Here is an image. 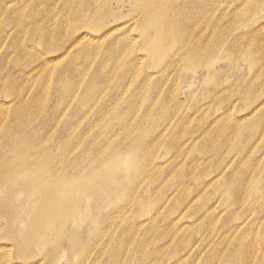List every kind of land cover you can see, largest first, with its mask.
<instances>
[{
    "label": "rangeland",
    "instance_id": "obj_1",
    "mask_svg": "<svg viewBox=\"0 0 264 264\" xmlns=\"http://www.w3.org/2000/svg\"><path fill=\"white\" fill-rule=\"evenodd\" d=\"M24 1L0 0V264H264V0Z\"/></svg>",
    "mask_w": 264,
    "mask_h": 264
},
{
    "label": "bare ground",
    "instance_id": "obj_2",
    "mask_svg": "<svg viewBox=\"0 0 264 264\" xmlns=\"http://www.w3.org/2000/svg\"><path fill=\"white\" fill-rule=\"evenodd\" d=\"M17 2H21V1H23V2H21L22 4H26V2L24 1V0H16ZM30 1V0H29ZM40 1V0H39ZM46 1V0H45ZM59 0H57V2H58ZM63 1V0H62ZM73 0H71L70 2H72ZM85 1V0H84ZM87 1V0H86ZM15 2V1H14ZM55 2V1H54ZM76 2V1H75ZM78 2V1H77ZM95 2V1H94ZM99 2V1H98ZM28 3V2H27ZM53 3V2H52ZM63 3V2H62ZM79 3V2H78ZM96 3V2H95ZM95 3H93V4H95ZM2 4H5V2L4 3H2ZM9 3H7V5H8ZM15 4H17V3H15ZM31 4V3H30ZM40 4H42V3H40ZM49 4V3H48ZM58 4V3H57ZM64 4V3H63ZM72 4V3H71ZM73 4H75V3H73ZM84 4V3H83ZM92 4V5H93ZM140 4H143V3H140ZM55 5V4H54ZM59 5V4H58ZM67 5H68V3H67ZM79 5V4H78ZM5 6V5H4ZM13 6H15V5H13ZM39 6H41V5H39ZM43 6H45V4L43 5ZM42 6V7H43ZM48 6V5H47ZM94 6V5H93ZM167 6H170V5H167ZM29 7H31L32 8V6H29ZM52 7H54V6H52ZM83 7V6H82ZM95 7V6H94ZM26 8V7H25ZM70 8V7H69ZM75 8H77V7H75ZM74 8V9H75ZM79 8V7H78ZM158 8V7H157ZM156 8V9H157ZM6 9V8H5ZM9 8H7V10H8ZM27 9V8H26ZM25 9V10H26ZM55 9V8H54ZM73 9V10H74ZM41 10H43V9H41ZM51 10V9H50ZM76 10V9H75ZM74 10V11H75ZM81 10V9H80ZM2 11V10H1ZM28 11V10H27ZM44 11V10H43ZM53 11V10H52ZM69 11V10H68ZM4 12V11H3ZM25 12V11H24ZM23 12V13H24ZM47 12V11H46ZM51 12V11H50ZM62 12V11H61ZM64 12H65V9H64ZM72 12V11H71ZM145 12H147V11H145ZM1 13V12H0ZM14 13V12H13ZM20 13H22L21 11H20ZM36 13H38L37 12V10H36ZM35 13V14H36ZM45 13V12H44ZM60 13V12H59ZM58 13V14H59ZM69 13V12H68ZM78 13V12H77ZM77 13H75V14H77ZM83 13V12H82ZM3 14V13H2ZM33 14V13H32ZM64 14V13H63ZM74 14V13H73ZM96 14L97 13H95V14H93V13H87L86 14V17L85 18H83V16H82V18L84 19V22H86V23H89V22H91L93 19L95 20V16H96ZM1 15V14H0ZM4 15H5V12H4ZM34 15V14H33ZM51 15V14H50ZM37 16V15H36ZM54 16V15H53ZM69 16V15H68ZM81 16V15H80ZM49 17V16H48ZM51 17V16H50ZM62 17V16H61ZM63 17H65V14H64V16ZM70 17V16H69ZM71 18V17H70ZM12 19H15V18H12ZM20 19V18H19ZM23 19H24V16H23ZM49 19H51V18H49ZM48 19V20H49ZM72 19V18H71ZM36 20V19H35ZM40 20H42V19H40ZM48 20H47V22H48ZM53 20V19H52ZM66 20H68V18L66 19ZM70 20V19H69ZM17 21H19V20H17ZM34 21V20H33ZM157 21V20H156ZM161 21V20H160ZM41 22V21H40ZM43 22V21H42ZM45 22H46V20H45ZM61 22V21H60ZM73 22V21H72ZM154 22V21H153ZM152 22V23H153ZM158 22V21H157ZM22 23V22H21ZM25 23V22H24ZM37 23V22H36ZM59 23V22H58ZM58 23H57V25H58ZM69 23V22H68ZM159 23V22H158ZM34 24H35V22H34ZM49 24V23H48ZM51 24H52V21H51ZM59 24H62V23H59ZM157 24V23H156ZM18 25V24H17ZM23 25V24H22ZM41 25H43V24H41ZM64 25V24H63ZM67 25H69V24H67ZM66 25V26H67ZM160 25H161V23H160ZM60 26V25H59ZM59 26H58V28H59ZM62 26V25H61ZM20 27V26H19ZM41 27V26H40ZM50 27V26H49ZM74 27V26H73ZM16 28V27H15ZM38 28V27H37ZM68 28V27H67ZM70 28V27H69ZM24 29V28H23ZM156 29H157V27H156ZM3 30V29H2ZM27 30V29H26ZM45 30H47V29H45ZM57 30V29H56ZM71 30V29H70ZM18 31V30H17ZM20 31V30H19ZM115 31V30H114ZM21 32H22V30H21ZM26 32V31H25ZM48 32H49V30H48ZM51 32V31H50ZM54 32V31H53ZM61 32V31H60ZM116 32V31H115ZM23 33H24V31H23ZM52 33V32H51ZM56 33V32H55ZM114 33V32H113ZM25 34V33H24ZM47 34V33H46ZM59 35V34H58ZM43 36V35H42ZM50 36V35H49ZM55 36V35H54ZM163 37V36H162ZM184 37V36H183ZM34 38V37H33ZM32 39V38H31ZM41 39H42V37H41ZM174 39V38H173ZM45 41L44 42H46V39H44ZM49 40V39H48ZM77 40V39H76ZM184 40H186L185 38H184ZM90 41V40H89ZM177 41V40H176ZM84 42V41H83ZM80 43H81V41H80ZM119 43V42H118ZM117 43V44H118ZM172 44V43H171ZM182 45V44H181ZM73 46V45H72ZM77 46V45H76ZM48 47V46H47ZM85 47V46H84ZM115 47H117V46H115ZM28 48V47H27ZM26 48V49H27ZM71 48V47H70ZM82 48V47H81ZM114 48V47H113ZM190 48V47H189ZM85 49V48H84ZM150 49V48H149ZM183 49V48H182ZM192 49V48H191ZM23 51H25V50H23ZM168 51V49L166 50V52ZM131 54V53H130ZM126 56H128V55H126ZM131 56V55H130ZM223 57V56H222ZM224 60V59H223ZM113 68H116V67H113ZM127 69V68H126ZM129 70H130V68H129ZM166 70V69H165ZM128 71V70H127ZM124 72H125V70H124ZM123 72V73H124ZM166 72V71H165ZM101 73V72H100ZM127 73V72H126ZM133 73V72H132ZM161 73H163V72H161ZM73 74H74V72H73ZM166 74V73H165ZM127 75V74H126ZM125 75V76H126ZM131 77V76H130ZM159 77H160V75H159ZM162 77V76H161ZM147 78V77H146ZM167 78V77H166ZM165 78V79H166ZM159 79V78H158ZM162 79V78H161ZM164 78L162 79V81L163 80H165ZM141 80V79H140ZM142 81V80H141ZM141 81H140V83H141ZM120 82V81H119ZM95 84V83H94ZM107 84V83H106ZM118 84V83H117ZM138 84V83H137ZM133 85H135V84H133ZM139 85H141V84H139ZM143 85V84H142ZM130 86V85H129ZM87 87H88V85H87ZM87 87H86V89H87ZM91 87V86H90ZM105 87V86H104ZM122 87H123V85H122ZM142 87V86H141ZM148 87V86H147ZM162 87V86H161ZM77 88V87H76ZM94 88V87H93ZM137 88H138V86H137ZM143 89H144V87H142ZM160 88V87H159ZM104 89H106V87L104 88ZM126 88H124V91H127V90H125ZM154 89V88H153ZM178 89V88H177ZM79 90V89H78ZM77 90V91H78ZM90 91H91V93H92V89H89ZM122 91H123V89H121ZM131 90V89H130ZM147 90V89H146ZM49 91V90H48ZM74 92H75V90H73ZM72 91V92H73ZM84 91V90H83ZM106 91V90H105ZM120 91V90H119ZM138 91V90H137ZM148 91V90H147ZM68 92V91H67ZM146 92V91H145ZM70 93V92H69ZM78 93V92H77ZM103 93V92H102ZM105 93H107V92H105ZM154 93V92H153ZM21 94H22V92H21ZM80 94V93H79ZM87 94H88V91H87ZM95 94H96V92H95ZM118 94V93H117ZM127 94V93H126ZM136 94H138L137 92H136ZM135 94V95H136ZM162 94H163V92H162ZM161 94V95H162ZM175 94V93H174ZM13 95V94H12ZM20 95V94H19ZM18 95V96H19ZM103 95V94H102ZM120 95V94H119ZM122 95V94H121ZM17 96V97H18ZM67 96V95H66ZM70 96V95H69ZM68 96V97H69ZM73 96V95H72ZM79 96V95H78ZM89 96V95H88ZM117 96V95H116ZM123 96H124V94H123ZM141 96V95H140ZM156 96H157V93H156ZM158 96H160L159 94H158ZM169 96H170V93H169ZM168 96V97H169ZM174 96V95H173ZM7 97H9V96H7ZM119 97V96H118ZM134 97V96H133ZM144 97V96H143ZM147 97V96H146ZM67 98V97H66ZM83 98V97H82ZM115 98V97H114ZM123 98V97H122ZM68 99V98H67ZM71 99V98H70ZM77 99V98H76ZM85 99V98H84ZM117 99V98H116ZM131 99H133V98H131ZM134 99H135V97H134ZM159 99V98H158ZM174 99V98H173ZM135 100H139V95H138V99H135ZM165 100H166V98H165ZM14 101H16L15 99H14ZM120 101V100H119ZM167 101V100H166ZM166 101H165V103H166ZM75 102V101H74ZM88 102V101H87ZM122 102V101H121ZM133 102V101H132ZM136 102V101H135ZM156 102V101H155ZM21 103V102H20ZM61 103H62V101H61ZM86 103V102H85ZM119 103V102H118ZM137 103V102H136ZM135 103V104H136ZM88 104H89V102H88ZM88 104H86V106L88 105ZM115 104V103H114ZM113 104V105H114ZM121 103H119V105H120ZM133 104V103H132ZM158 104H159V102H158ZM25 105V104H24ZM127 105V104H126ZM129 105H130V103H129ZM134 105V104H133ZM148 105V104H147ZM155 105V104H154ZM22 106V105H21ZM112 106V105H111ZM117 106V105H116ZM121 107H122V105H120ZM119 106V107H120ZM156 106H157V104H156ZM23 107V106H22ZM67 107H68V105H67ZM127 107V106H126ZM131 108H132V105L130 106ZM130 107H128V108H130ZM21 108V107H20ZM79 108V107H78ZM125 108V107H124ZM127 108V109H128ZM135 108V107H134ZM133 108V109H134ZM178 108V107H177ZM69 109V108H68ZM112 109H114V108H112ZM119 109H121V108H118V110L117 111H119ZM136 109V108H135ZM149 109V108H148ZM152 109V108H151ZM151 109H150V111H151ZM25 110H26V108H25ZM38 110H40V109H38ZM115 110V109H114ZM123 110V109H122ZM125 110V109H124ZM123 110V111H124ZM36 111H37V109H36ZM41 111V110H40ZM129 111V110H128ZM134 111V110H133ZM38 112V111H37ZM136 112V111H135ZM147 112V111H146ZM36 113V112H35ZM39 113V112H38ZM125 113H126V111H125ZM151 114V113H150ZM127 115V114H126ZM131 115H132V111H131ZM148 116H150V115H148ZM80 117V116H79ZM126 117V116H125ZM133 117V116H132ZM128 118V117H127ZM132 119V118H131ZM135 119V118H134ZM133 119V120H134ZM147 119V118H146ZM129 120V119H128ZM130 121V120H129ZM144 121V120H143ZM26 122V121H25ZM127 122V121H126ZM131 123H133V121L131 122ZM26 124V123H25ZM130 124V123H129ZM128 125V124H127ZM139 126H141V125H139ZM138 126V127H139ZM137 127V128H138ZM6 128V127H5ZM135 128V127H134ZM237 128V127H236ZM125 129H126V127H125ZM229 129V128H228ZM230 130V129H229ZM231 130H233V129H231ZM237 130V129H236ZM133 131V130H132ZM134 132V131H133ZM233 133V132H232ZM143 134V133H142ZM8 135V134H7ZM16 135H18V134H16ZM14 136H15V134H14ZM14 138V137H13ZM113 139V138H112ZM5 143V142H4ZM2 144V143H1ZM4 145V144H3ZM108 149V148H107ZM104 150V149H103ZM116 150V149H115ZM104 151H106V150H104ZM122 151V150H121ZM105 153V152H104ZM21 161H22V163L20 164V166H18V167H14V169L15 170H17V172H20V171H22L23 172V167H22V164L23 163H25V161L23 160V159H21ZM7 163H10L11 161H6ZM18 162V161H17ZM151 165V164H150ZM155 168V167H154ZM158 168V167H157ZM155 170V169H154ZM85 171H86V169H85ZM150 172V171H149ZM87 173V172H86ZM151 173V172H150ZM52 175H54V174H52ZM148 175V174H147ZM56 176V175H55ZM6 177H8V176H6ZM147 177V176H146ZM243 177V176H242ZM145 177H143V179H144ZM42 181V180H41ZM243 182H245L244 181V179H243ZM39 183V182H38ZM63 185V184H62ZM0 188H4L3 187V185H2V183L0 184ZM59 188H60V186H59ZM245 189V188H244ZM51 191H52V189H51ZM51 193L48 191V192H46V194L44 193H42V196L45 198V199H50L52 202H54V206L53 207H48L49 208V210L47 211V213L48 214H51L52 212H56L57 210H59L60 211V209H62V208H65L66 209V203H64V199L63 198H61L60 196H56V198L54 197V195L52 194V196H50L49 197V195H50ZM148 196V195H147ZM148 198V197H147ZM245 199H247V198H245ZM68 203V202H67ZM68 210H69V208H68ZM58 211V212H59ZM75 211V210H74ZM96 211V210H95ZM63 212V211H62ZM93 212H94V210H93ZM95 213V212H94ZM117 220V219H116ZM114 221H115V218H114ZM50 224V223H49ZM53 228V227H52ZM55 228V227H54ZM41 231L42 230H40L39 232H38V230L37 231H35V233H36V235H41ZM46 231V233H47V235L49 234V232L50 233H53V232H55V230H45ZM34 233V234H35ZM44 234V233H43ZM45 235V234H44ZM51 235V234H50ZM43 236V235H42ZM46 236V235H45ZM44 237V236H43ZM48 237V236H47ZM47 239V238H46ZM124 239V238H123ZM23 240V239H22ZM41 241V240H40ZM44 241V240H43ZM18 242V241H17ZM20 247L21 248H25L26 247V242L23 240L22 241V243L20 244Z\"/></svg>",
    "mask_w": 264,
    "mask_h": 264
}]
</instances>
